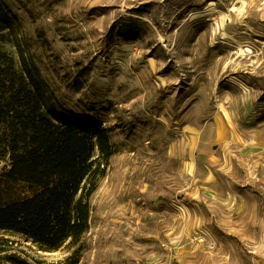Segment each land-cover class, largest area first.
I'll list each match as a JSON object with an SVG mask.
<instances>
[{"label":"rangeland","instance_id":"374dc122","mask_svg":"<svg viewBox=\"0 0 264 264\" xmlns=\"http://www.w3.org/2000/svg\"><path fill=\"white\" fill-rule=\"evenodd\" d=\"M0 10V48L46 109L94 123L114 151L79 246L45 253L0 234L13 252L29 264H264V0Z\"/></svg>","mask_w":264,"mask_h":264},{"label":"trees","instance_id":"16d2710c","mask_svg":"<svg viewBox=\"0 0 264 264\" xmlns=\"http://www.w3.org/2000/svg\"><path fill=\"white\" fill-rule=\"evenodd\" d=\"M8 28L0 10V35ZM113 152L105 130L47 110L40 84L17 71L0 48V161H11L0 176V234L45 253L79 246L90 228V199ZM10 243L0 237V261L29 264Z\"/></svg>","mask_w":264,"mask_h":264}]
</instances>
